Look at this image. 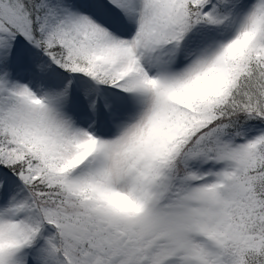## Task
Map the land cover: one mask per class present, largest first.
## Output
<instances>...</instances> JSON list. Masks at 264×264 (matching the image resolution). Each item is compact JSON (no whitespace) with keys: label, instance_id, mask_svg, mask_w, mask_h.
Masks as SVG:
<instances>
[{"label":"snow or ice","instance_id":"snow-or-ice-1","mask_svg":"<svg viewBox=\"0 0 264 264\" xmlns=\"http://www.w3.org/2000/svg\"><path fill=\"white\" fill-rule=\"evenodd\" d=\"M0 264H264V0H0Z\"/></svg>","mask_w":264,"mask_h":264}]
</instances>
